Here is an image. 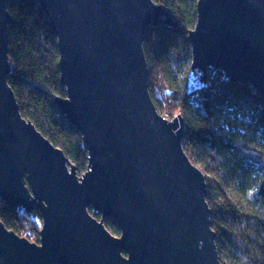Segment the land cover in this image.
<instances>
[{
  "label": "water",
  "instance_id": "1",
  "mask_svg": "<svg viewBox=\"0 0 264 264\" xmlns=\"http://www.w3.org/2000/svg\"><path fill=\"white\" fill-rule=\"evenodd\" d=\"M8 1L0 0V200L39 211L42 228L37 244L0 220V264H222L205 175L183 148V118H163L149 91L146 30L177 26L165 7L36 0L57 39L66 97L55 104L88 152L79 177L22 116L8 84ZM196 11L192 70L202 82L220 70L264 96V0H198Z\"/></svg>",
  "mask_w": 264,
  "mask_h": 264
},
{
  "label": "trees",
  "instance_id": "2",
  "mask_svg": "<svg viewBox=\"0 0 264 264\" xmlns=\"http://www.w3.org/2000/svg\"><path fill=\"white\" fill-rule=\"evenodd\" d=\"M153 1L165 7L177 26L160 24L146 30L143 46L152 100L158 107L164 97L182 116L183 148L207 173V201L221 263L264 264V96L220 70L210 69L206 82L192 70L188 32L197 22L198 0ZM8 12L7 81L20 112L81 174L88 167V152L55 104L57 97H66V90L48 19L36 0H9ZM155 75L162 82L159 90L152 82L157 81ZM0 220L19 236L32 234L39 240V211L14 210L0 200ZM104 224L113 235H120L115 221L105 219Z\"/></svg>",
  "mask_w": 264,
  "mask_h": 264
},
{
  "label": "rangeland",
  "instance_id": "3",
  "mask_svg": "<svg viewBox=\"0 0 264 264\" xmlns=\"http://www.w3.org/2000/svg\"><path fill=\"white\" fill-rule=\"evenodd\" d=\"M199 72V71H198ZM200 73V75L202 76V73L201 72H199ZM155 78H156V80L157 81H152L153 83H155V86L157 85V90H159L160 89V87L159 86H162V82L160 81V80H158V77L155 75ZM153 79H154V77H153ZM157 93H158V95H160L159 93H160V91H156ZM162 100L159 102V106L158 107H156V105H155V107H156V110H157V112L163 117V118H165V119H167V120H173L175 117H177V116H179V113H178V111H175V110H172V109H170V108H172V107H170L169 105H167V103H165V100H164V97L163 98H161ZM187 154V153H186ZM189 157V156H188ZM193 163V162H192ZM194 164V163H193ZM195 165V164H194ZM195 166H197V165H195ZM198 167V166H197ZM199 168V167H198ZM200 169V168H199ZM201 170V169H200ZM202 172H203V174L204 175H206L207 173L205 172V171H203V170H201ZM85 172H83V173H81V174H78L77 173V175L79 176V177H81L83 174H84ZM21 237H25V238H27L30 242H35V243H37V244H39V240H40V236H39V240H37L36 239V237L34 236V235H22ZM222 260H223V258L222 257H220Z\"/></svg>",
  "mask_w": 264,
  "mask_h": 264
},
{
  "label": "clouds",
  "instance_id": "4",
  "mask_svg": "<svg viewBox=\"0 0 264 264\" xmlns=\"http://www.w3.org/2000/svg\"><path fill=\"white\" fill-rule=\"evenodd\" d=\"M249 195L251 196V195H252V193L250 192V193H249Z\"/></svg>",
  "mask_w": 264,
  "mask_h": 264
}]
</instances>
